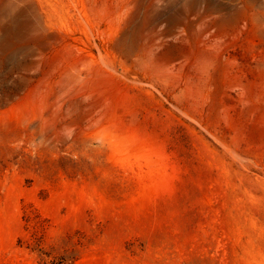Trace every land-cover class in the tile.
<instances>
[{
    "label": "rangeland",
    "instance_id": "obj_1",
    "mask_svg": "<svg viewBox=\"0 0 264 264\" xmlns=\"http://www.w3.org/2000/svg\"><path fill=\"white\" fill-rule=\"evenodd\" d=\"M0 264H264V0H0Z\"/></svg>",
    "mask_w": 264,
    "mask_h": 264
}]
</instances>
